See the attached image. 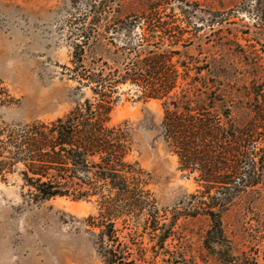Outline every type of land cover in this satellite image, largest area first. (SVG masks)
Returning a JSON list of instances; mask_svg holds the SVG:
<instances>
[{"label": "rangeland", "instance_id": "1", "mask_svg": "<svg viewBox=\"0 0 264 264\" xmlns=\"http://www.w3.org/2000/svg\"><path fill=\"white\" fill-rule=\"evenodd\" d=\"M90 4V0H0V126L51 122L92 97L90 90L78 89L65 68L73 67V44ZM112 6L122 15L140 17L157 7L172 16L185 30L179 45L172 47L182 55L173 61L198 67L214 58L220 61L223 87L238 94V110L234 109L238 131L252 130V110L264 106V0H115ZM182 10L191 13L188 18ZM115 97L119 101L112 125L129 127L133 151L128 159L146 173L150 192L144 214L116 224L118 236L135 256L137 250H147L146 264H225L229 260L264 264V166L256 171L260 184L238 191L222 212V247H209L210 220L195 207L206 208L200 203L213 202L202 194L205 189L196 181L199 175L182 172L178 157L167 148L163 101L141 100L129 85L119 86ZM254 135L249 133L245 150L258 160ZM250 168L248 159L246 178ZM21 169L18 165L13 173L0 176V264H103L94 236L101 229L87 220L99 216L97 198L78 202L56 198L35 204L22 188ZM216 195L212 190L210 196ZM153 212L154 225L164 230L173 227L166 250H158L157 255L153 248L163 231L145 228Z\"/></svg>", "mask_w": 264, "mask_h": 264}, {"label": "trees", "instance_id": "2", "mask_svg": "<svg viewBox=\"0 0 264 264\" xmlns=\"http://www.w3.org/2000/svg\"><path fill=\"white\" fill-rule=\"evenodd\" d=\"M90 2L73 44V67L65 68L78 89L90 90L92 97L51 122L0 126V176L4 178L21 165L22 188L35 204L56 198L76 202L97 198L99 216L87 220L101 229L94 236L103 264L148 263L147 250H137L135 256L116 228L120 219L139 217L150 206L146 173L128 159L133 151L130 129L126 123L112 125L118 87L129 85L141 100L163 101V139L178 157L180 170L188 176L199 175L196 181L205 189L202 194L213 203L201 202L206 208L195 207V212L203 209L210 220L207 246L222 247V212L238 197V191L260 184L256 171L264 166V106L252 110V130L238 131L234 118L238 94L223 87L220 61L214 58L199 67L173 61L182 55L172 47L179 45L185 30L172 16L157 7L140 17L122 15L112 6L115 0ZM182 11L187 18L191 14ZM249 133L255 134L252 142L258 160L247 156ZM248 159L251 168L246 178ZM212 190L218 195L210 196ZM155 218L150 213L145 228L163 231L153 248L157 255L158 250H166L173 227L164 230L151 222Z\"/></svg>", "mask_w": 264, "mask_h": 264}]
</instances>
